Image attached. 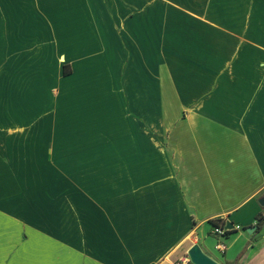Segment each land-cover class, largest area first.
<instances>
[{"label":"crops","instance_id":"obj_1","mask_svg":"<svg viewBox=\"0 0 264 264\" xmlns=\"http://www.w3.org/2000/svg\"><path fill=\"white\" fill-rule=\"evenodd\" d=\"M262 196L264 0H0V264H264Z\"/></svg>","mask_w":264,"mask_h":264},{"label":"water","instance_id":"obj_2","mask_svg":"<svg viewBox=\"0 0 264 264\" xmlns=\"http://www.w3.org/2000/svg\"><path fill=\"white\" fill-rule=\"evenodd\" d=\"M257 202L261 207H264V196L260 197ZM256 227H250L246 230L248 234L253 233ZM187 256L191 264H218L215 260L207 256L198 244L192 245L187 251Z\"/></svg>","mask_w":264,"mask_h":264},{"label":"built area","instance_id":"obj_3","mask_svg":"<svg viewBox=\"0 0 264 264\" xmlns=\"http://www.w3.org/2000/svg\"><path fill=\"white\" fill-rule=\"evenodd\" d=\"M240 226L236 225L235 226V229H239ZM227 231H224L222 227L220 226H212V233L215 234V235H218L220 237H224L225 236V233ZM224 244L222 242H219L215 245V249L217 251H220V252H223L224 251ZM175 264H190V260L186 255L182 256Z\"/></svg>","mask_w":264,"mask_h":264},{"label":"trees","instance_id":"obj_4","mask_svg":"<svg viewBox=\"0 0 264 264\" xmlns=\"http://www.w3.org/2000/svg\"><path fill=\"white\" fill-rule=\"evenodd\" d=\"M69 73H70L69 70H66V69L63 70V74L64 75H68ZM211 223L213 224V226H217L215 221H212ZM263 224H264L263 218L261 216H259L257 218L256 223H255V226H256L257 230H260L262 228Z\"/></svg>","mask_w":264,"mask_h":264},{"label":"rangeland","instance_id":"obj_5","mask_svg":"<svg viewBox=\"0 0 264 264\" xmlns=\"http://www.w3.org/2000/svg\"><path fill=\"white\" fill-rule=\"evenodd\" d=\"M79 143L78 141H72V145Z\"/></svg>","mask_w":264,"mask_h":264}]
</instances>
